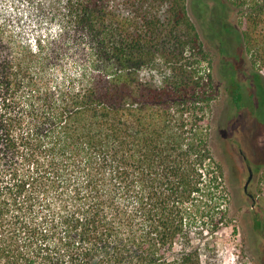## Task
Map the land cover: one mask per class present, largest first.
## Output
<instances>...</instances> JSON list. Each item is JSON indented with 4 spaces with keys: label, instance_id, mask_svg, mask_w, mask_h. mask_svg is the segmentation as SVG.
Here are the masks:
<instances>
[{
    "label": "trees",
    "instance_id": "obj_1",
    "mask_svg": "<svg viewBox=\"0 0 264 264\" xmlns=\"http://www.w3.org/2000/svg\"><path fill=\"white\" fill-rule=\"evenodd\" d=\"M221 97L264 107V0H0V264H228Z\"/></svg>",
    "mask_w": 264,
    "mask_h": 264
},
{
    "label": "rangeland",
    "instance_id": "obj_2",
    "mask_svg": "<svg viewBox=\"0 0 264 264\" xmlns=\"http://www.w3.org/2000/svg\"><path fill=\"white\" fill-rule=\"evenodd\" d=\"M247 65H241L239 76L249 95L256 91V87ZM213 71L217 77H221L223 68L217 66ZM254 100L253 104L248 103L249 106L241 110L235 105L228 108V101L224 99L215 106L214 134L218 138L215 145L227 147L232 205L237 214L236 219L222 229L218 241L220 252L228 264L239 259L243 264H264V227H255L253 221L254 211L264 219V107L256 98ZM249 165L254 170V177L246 192L244 185L249 176ZM236 225L238 231L234 232ZM252 245L257 247V252L245 254L251 250L253 252Z\"/></svg>",
    "mask_w": 264,
    "mask_h": 264
},
{
    "label": "water",
    "instance_id": "obj_3",
    "mask_svg": "<svg viewBox=\"0 0 264 264\" xmlns=\"http://www.w3.org/2000/svg\"><path fill=\"white\" fill-rule=\"evenodd\" d=\"M241 152L244 155V157L247 158V155L244 153V151L242 149H241ZM253 177H254V170H253L252 166L249 165V176H248V179L244 185V189L246 192H248V187H249V184L252 181ZM250 196L253 197V194L250 193Z\"/></svg>",
    "mask_w": 264,
    "mask_h": 264
}]
</instances>
